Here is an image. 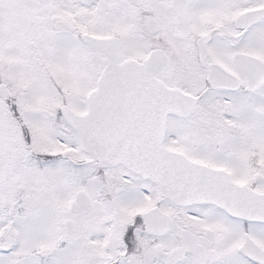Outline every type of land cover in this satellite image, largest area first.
I'll use <instances>...</instances> for the list:
<instances>
[{
  "label": "snow or ice",
  "instance_id": "obj_1",
  "mask_svg": "<svg viewBox=\"0 0 264 264\" xmlns=\"http://www.w3.org/2000/svg\"><path fill=\"white\" fill-rule=\"evenodd\" d=\"M0 264H264V0H0Z\"/></svg>",
  "mask_w": 264,
  "mask_h": 264
}]
</instances>
